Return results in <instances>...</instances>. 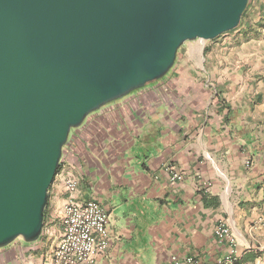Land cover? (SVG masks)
Returning <instances> with one entry per match:
<instances>
[{
    "label": "crops",
    "instance_id": "obj_1",
    "mask_svg": "<svg viewBox=\"0 0 264 264\" xmlns=\"http://www.w3.org/2000/svg\"><path fill=\"white\" fill-rule=\"evenodd\" d=\"M185 44L162 79L70 132L41 236L0 249V264L50 263L61 176L77 181V202L108 215L110 245L92 264H214L231 253L264 264V0L248 1L235 30Z\"/></svg>",
    "mask_w": 264,
    "mask_h": 264
},
{
    "label": "water",
    "instance_id": "obj_2",
    "mask_svg": "<svg viewBox=\"0 0 264 264\" xmlns=\"http://www.w3.org/2000/svg\"><path fill=\"white\" fill-rule=\"evenodd\" d=\"M249 0H0V249L36 242L72 130L162 79Z\"/></svg>",
    "mask_w": 264,
    "mask_h": 264
},
{
    "label": "built area",
    "instance_id": "obj_3",
    "mask_svg": "<svg viewBox=\"0 0 264 264\" xmlns=\"http://www.w3.org/2000/svg\"><path fill=\"white\" fill-rule=\"evenodd\" d=\"M177 177V175H174ZM66 195L59 219L60 235L49 264H92L104 255L110 245L109 219L104 209L95 201L77 202L78 183L73 178L61 176ZM264 226V223L262 224ZM216 234L228 238V229L220 225ZM166 264H200L194 258L170 257ZM214 264H238L232 253Z\"/></svg>",
    "mask_w": 264,
    "mask_h": 264
},
{
    "label": "trees",
    "instance_id": "obj_4",
    "mask_svg": "<svg viewBox=\"0 0 264 264\" xmlns=\"http://www.w3.org/2000/svg\"><path fill=\"white\" fill-rule=\"evenodd\" d=\"M245 13V11L243 12V14ZM242 14V15H243ZM64 148V147H63ZM60 163H59V166H58V169H57V172H56V174L59 172V170H60ZM56 176V175H55ZM54 179H55V177H54ZM51 187V186H50ZM50 190V189H49ZM49 190H48V197H47V206H46V208H45V210H44V220H43V225H44V223H45V219H46V217H48V214H49V212H48V204H49Z\"/></svg>",
    "mask_w": 264,
    "mask_h": 264
},
{
    "label": "rangeland",
    "instance_id": "obj_5",
    "mask_svg": "<svg viewBox=\"0 0 264 264\" xmlns=\"http://www.w3.org/2000/svg\"><path fill=\"white\" fill-rule=\"evenodd\" d=\"M184 45H186V44H184ZM184 45L180 48V51H181V52H180L179 59H180L181 56H182V50L184 49ZM183 54H184V51H183ZM101 109H102V108H101ZM101 109H100V110H101ZM100 110H99V111H100ZM95 113H97V112H95ZM53 209H54V208H52L51 203L48 204V212H49V213H52ZM23 244H26V243L23 242Z\"/></svg>",
    "mask_w": 264,
    "mask_h": 264
},
{
    "label": "flooded vegetation",
    "instance_id": "obj_6",
    "mask_svg": "<svg viewBox=\"0 0 264 264\" xmlns=\"http://www.w3.org/2000/svg\"><path fill=\"white\" fill-rule=\"evenodd\" d=\"M92 115V114H91ZM89 117V116H88Z\"/></svg>",
    "mask_w": 264,
    "mask_h": 264
}]
</instances>
